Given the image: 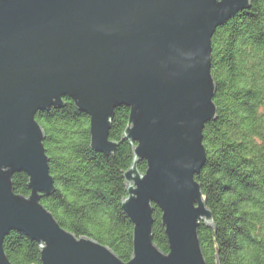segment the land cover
Here are the masks:
<instances>
[{"label": "water", "instance_id": "95a60500", "mask_svg": "<svg viewBox=\"0 0 264 264\" xmlns=\"http://www.w3.org/2000/svg\"><path fill=\"white\" fill-rule=\"evenodd\" d=\"M250 7V0H0V264H12L4 248L12 231L40 245L41 264H207L199 229L214 218L196 176L207 162L204 128L218 116L212 38ZM64 98L90 116L91 148L106 155L119 146L110 139L116 109L130 108L128 262L64 229L41 202L56 186L36 115L63 107ZM21 172L29 196L14 192ZM155 206L168 253L154 243Z\"/></svg>", "mask_w": 264, "mask_h": 264}, {"label": "trees", "instance_id": "16d2710c", "mask_svg": "<svg viewBox=\"0 0 264 264\" xmlns=\"http://www.w3.org/2000/svg\"><path fill=\"white\" fill-rule=\"evenodd\" d=\"M250 1L212 38L218 116L204 128L207 162L196 176L214 218L199 229L207 264H264V0ZM64 100L63 107L36 115L56 186L41 202L64 229L97 240L128 262L134 226L122 203L124 173L134 159V146L124 139L130 108L116 109L110 139L119 146L106 155L91 148L90 116ZM139 169L145 172L147 162ZM13 182L16 194L30 195L27 174L16 173ZM161 215L155 206L154 243L168 253ZM4 248L12 264H41L40 245L23 233L12 231Z\"/></svg>", "mask_w": 264, "mask_h": 264}]
</instances>
